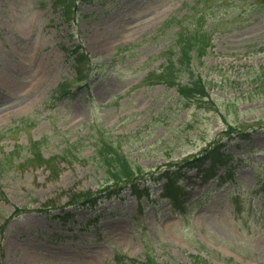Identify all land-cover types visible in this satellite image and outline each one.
Segmentation results:
<instances>
[{
    "label": "rangeland",
    "instance_id": "obj_1",
    "mask_svg": "<svg viewBox=\"0 0 264 264\" xmlns=\"http://www.w3.org/2000/svg\"><path fill=\"white\" fill-rule=\"evenodd\" d=\"M198 1L0 0V159H15L0 175L2 264H138L146 251L157 264H191L190 254L201 255L199 264H264V203L254 192L264 179V10L238 16L239 0L206 9L225 13L226 23L210 36L204 63L193 59L208 97L184 100L174 87L143 84L180 26L196 22ZM77 42L90 57L89 76L57 96L77 76L66 51ZM238 122L251 124L250 139L226 136L227 124ZM95 127L112 130L146 172L223 140L230 173L202 182L190 172L181 180L182 214L154 183L150 198L125 189L95 210L65 207L71 191L96 189L104 179L87 161ZM33 141L42 157L30 161ZM69 143L76 157L63 151ZM52 202L72 219L40 211ZM18 207L26 211L15 215Z\"/></svg>",
    "mask_w": 264,
    "mask_h": 264
},
{
    "label": "trees",
    "instance_id": "obj_2",
    "mask_svg": "<svg viewBox=\"0 0 264 264\" xmlns=\"http://www.w3.org/2000/svg\"><path fill=\"white\" fill-rule=\"evenodd\" d=\"M219 0H200L198 5L201 6L193 13L196 22H189L187 25H181L176 32L177 38L175 45L168 47L163 51L161 57H164L159 69L153 70L144 78L145 83H164L168 87H175L181 98L189 100L192 98L206 97L208 94L206 88V80L195 72L193 69V59H196L199 63H204L203 57L211 52L210 36L214 31H225V22L222 20L225 13H211L207 14L206 9L210 8L214 10L213 4ZM239 4H233L234 11L239 10L238 16H242L243 13L249 12L255 14L264 9V0H239ZM209 2V4H208ZM220 7V5H219ZM216 11V10H215ZM237 16V17H238ZM207 18H211L208 21ZM176 17L170 19L171 22L176 23ZM182 21V19H179ZM196 23V24H194ZM164 26H168L165 23ZM207 26V27H206ZM210 26L212 29H210ZM79 61L81 58H79ZM183 77L188 78L186 81ZM262 87V86H261ZM264 91V86L261 88ZM247 123H239V126L235 127L229 125L228 134L238 133L241 138H248L249 134L245 130ZM230 134V135H231ZM116 143L111 137H102L96 144V164L99 167L105 169L106 180H113L115 184L121 182V184H128L135 179V166L129 159L125 158L119 153V147L117 149ZM205 148L200 155L193 156L184 161L186 166L189 167H201L207 160H211V165L206 169L207 172L212 173L219 165L226 164L228 162L229 155L222 151V143L213 142ZM7 161L0 159V173L4 169V165ZM211 177V176H208ZM258 191L264 193V182L259 183ZM89 194L87 193H73L71 195L70 203H83L87 201ZM88 201L94 202L95 198ZM146 264H157L153 258L147 256ZM192 264H197L196 262Z\"/></svg>",
    "mask_w": 264,
    "mask_h": 264
}]
</instances>
